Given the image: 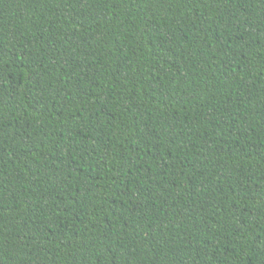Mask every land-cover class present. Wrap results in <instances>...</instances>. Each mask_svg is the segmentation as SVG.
<instances>
[{
    "label": "trees",
    "instance_id": "1",
    "mask_svg": "<svg viewBox=\"0 0 264 264\" xmlns=\"http://www.w3.org/2000/svg\"><path fill=\"white\" fill-rule=\"evenodd\" d=\"M0 264H264V0H0Z\"/></svg>",
    "mask_w": 264,
    "mask_h": 264
}]
</instances>
